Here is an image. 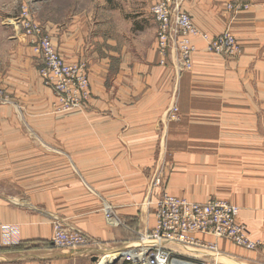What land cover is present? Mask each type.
Here are the masks:
<instances>
[{"label":"crops","instance_id":"1","mask_svg":"<svg viewBox=\"0 0 264 264\" xmlns=\"http://www.w3.org/2000/svg\"><path fill=\"white\" fill-rule=\"evenodd\" d=\"M19 1L0 0V90L9 98L0 104V221L17 228L22 246L50 240L51 215L100 244L20 250L0 228V264H129L120 253L155 225L149 182L164 162L167 192L230 201L262 243L246 250L213 239L219 255L200 259L167 246L197 264H264V0H183L212 35L225 29L228 3L248 6L230 24L241 55L224 59L196 40L192 69L177 80L159 64L150 0L129 10L114 0H22L64 60L88 63L87 108L62 113L51 111L30 38L14 20ZM176 82L179 116L168 120Z\"/></svg>","mask_w":264,"mask_h":264},{"label":"built area","instance_id":"2","mask_svg":"<svg viewBox=\"0 0 264 264\" xmlns=\"http://www.w3.org/2000/svg\"><path fill=\"white\" fill-rule=\"evenodd\" d=\"M183 0H154L151 16L156 24L155 43L160 56V65H170L175 79L182 72L192 69V56L197 50L196 40L203 43L206 53L219 55L225 59H236L242 52L241 46L229 29L218 34H209L193 23L191 16L183 10ZM247 4L228 3L229 12L247 8ZM15 22L30 38L31 49L38 59L37 72L42 84L54 96L51 109L62 113L73 109H86L91 99L89 69L85 61L67 62L59 54L42 26L35 20L33 8L22 4ZM173 104L167 111V119L178 117L177 82L174 85ZM9 98L0 90V104ZM156 194L152 201L155 225L138 234V245L121 251L120 260L129 264H197L183 254L176 253L167 245H176L192 250L194 257L203 254L219 255L213 239H226L246 250H256L261 246L258 239L250 236L247 227L238 220L239 207L222 198L212 197L205 202H196L173 195L163 187L160 169H155L149 182ZM103 214L111 224H119L112 206L103 203ZM5 240L9 244H19L17 228L0 221ZM54 233L50 242L56 247L99 246L96 238L75 230L59 218L53 224ZM210 239V240H208ZM212 239V240H211Z\"/></svg>","mask_w":264,"mask_h":264},{"label":"rangeland","instance_id":"3","mask_svg":"<svg viewBox=\"0 0 264 264\" xmlns=\"http://www.w3.org/2000/svg\"><path fill=\"white\" fill-rule=\"evenodd\" d=\"M143 1H145V0H114L113 2L115 3V4H119L120 2H126V4H127V6H125L126 7V9H128L127 7L129 6V8H136L137 7V5L138 4H141V2H143ZM148 1V0H147ZM152 1V2H151ZM153 1L154 0H150V3H151V5H150V9H151V6H152V3H153ZM23 1L22 0H20L18 3H19V7L20 6H22L21 5V3H22ZM26 2H23L22 4H25ZM93 3L96 5V6H98V7H100V6H102V4H101V1H99V0H93ZM28 4V3H27ZM28 5H32V4H28ZM129 10V9H128ZM184 10V9H183ZM227 12H228V15L226 14V16H227V18H226V21H225V23H224V28L225 29H229L230 30V24L232 23V21H233V19H234V17H235V15H236V13L237 12H229L228 10H227ZM150 14H151V10H150ZM132 15V14H131ZM131 15H127V16H131ZM34 18H35V14H34ZM151 18H152V16H151ZM35 20H36V18H35ZM37 21V20H36ZM38 22V21H37ZM41 26H42V28L44 29V31H45V33L48 35V33H47V31H46V28H45V26L42 24V23H40V22H38ZM231 31V30H230ZM49 36V35H48ZM50 38V37H49ZM53 43V42H52ZM239 43V42H238ZM55 46V45H54ZM241 46V45H240ZM241 49H242V47H241ZM242 53V52H241ZM241 55V54H240ZM239 55V56H240ZM238 58V57H237ZM225 59V58H224ZM78 62V61H77ZM86 62V61H85ZM87 63V62H86ZM87 65H88V63H87ZM183 73V72H182ZM39 76V75H38ZM48 89V88H47ZM50 91V90H49ZM50 94H51V96H52V100H51V103H50V107H51V104H52V101H53V99H54V96H53V93L50 91ZM51 111H52V109H51ZM53 112V111H52ZM177 113H178V116H179V112L177 111ZM178 118V117H177ZM164 161V160H163ZM160 169L161 170V175H162V181H163V187H164V182H165V179H166V176H167V172L169 171V164L168 163H166L165 164V162L163 163V165H161V163L160 164H158L157 165V167H154L153 169ZM165 189V188H164ZM185 198V197H184ZM212 198V197H211ZM102 206H103V204H102ZM102 206H101V211H102V213H103V210H102ZM60 217H57V216H55V215H51V223H52V225L55 223V220L57 219H59ZM61 220L62 221H64L65 219L64 218H62L61 217ZM52 242V241H51ZM50 242V240H48V241H45V243H39L38 245L37 244H29V246H21L19 249L20 250H30V249H32V248H36V247H39V246H41V245H44L45 247H56L54 244H52ZM3 248H0V250H2Z\"/></svg>","mask_w":264,"mask_h":264},{"label":"trees","instance_id":"4","mask_svg":"<svg viewBox=\"0 0 264 264\" xmlns=\"http://www.w3.org/2000/svg\"><path fill=\"white\" fill-rule=\"evenodd\" d=\"M15 246H22V242H20L19 244H16Z\"/></svg>","mask_w":264,"mask_h":264}]
</instances>
